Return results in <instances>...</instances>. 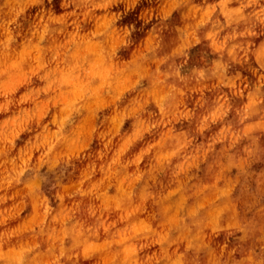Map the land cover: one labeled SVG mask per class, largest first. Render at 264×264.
Returning a JSON list of instances; mask_svg holds the SVG:
<instances>
[{"label":"rangeland","instance_id":"374dc122","mask_svg":"<svg viewBox=\"0 0 264 264\" xmlns=\"http://www.w3.org/2000/svg\"><path fill=\"white\" fill-rule=\"evenodd\" d=\"M264 264V0H0V264Z\"/></svg>","mask_w":264,"mask_h":264},{"label":"clouds","instance_id":"9594fccd","mask_svg":"<svg viewBox=\"0 0 264 264\" xmlns=\"http://www.w3.org/2000/svg\"><path fill=\"white\" fill-rule=\"evenodd\" d=\"M211 235L209 234V240L202 243V247L205 249V255L209 258L204 262H198V264H228L227 261L221 259L225 255L223 251L217 252L215 248L211 247Z\"/></svg>","mask_w":264,"mask_h":264}]
</instances>
